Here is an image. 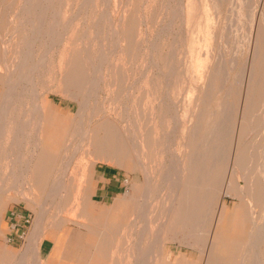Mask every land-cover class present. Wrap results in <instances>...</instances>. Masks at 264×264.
Wrapping results in <instances>:
<instances>
[{"label":"rangeland","instance_id":"rangeland-1","mask_svg":"<svg viewBox=\"0 0 264 264\" xmlns=\"http://www.w3.org/2000/svg\"><path fill=\"white\" fill-rule=\"evenodd\" d=\"M232 1L0 0V128L6 130V137L0 138V264H9L5 257H11V264H83L81 255L93 254L92 249L80 248L73 240H95L86 226L92 223L97 228L104 219L123 228L113 235L108 258L98 264H208L214 232L226 249L231 229L251 233L264 224V0H246V4L242 0L243 6L240 0ZM37 65L39 73L37 69L34 75ZM95 73L101 78L92 86L99 89H90L88 81ZM86 98L89 102L80 105ZM39 110L43 131L53 140L57 156L46 172L48 178L33 182V193L26 195L30 202H24L20 182L14 181L38 142ZM105 122L120 131H138L149 175L125 154L113 153L101 160L87 154V143L79 148V126L94 129ZM219 124L205 146L204 159L198 157L205 148L203 135ZM68 130L74 135H66ZM178 167L194 186L196 175L204 171L209 182L202 184L211 187L192 192L186 231L172 227L159 234L158 225L177 189ZM65 173L68 193L74 194L68 197L75 207L62 210L59 193H49L59 190ZM237 178L243 179L238 181L242 187L247 182L253 189V199L242 200L226 191ZM148 182L152 193L144 203L145 199L134 197L135 188L142 193ZM104 184L112 186L113 193L98 191ZM222 206L224 222L217 225ZM38 220L41 227L36 230ZM248 250L244 249L249 254L245 264L252 262ZM64 256L72 261L62 263Z\"/></svg>","mask_w":264,"mask_h":264},{"label":"bare ground","instance_id":"bare-ground-1","mask_svg":"<svg viewBox=\"0 0 264 264\" xmlns=\"http://www.w3.org/2000/svg\"><path fill=\"white\" fill-rule=\"evenodd\" d=\"M215 1H217V0H215ZM218 1H220V0H218ZM232 1V0H231ZM233 2V1H232ZM240 2H241V4L243 3L242 2V0H240ZM251 2V1H250ZM215 3V2H214ZM220 3V2H219ZM247 2H246V0H245V4H246ZM221 4V3H220ZM240 4V3H239ZM238 4V5H239ZM232 6V5H231ZM241 6V5H240ZM242 6H243V4H242ZM246 6V5H245ZM183 8H184V6H183ZM248 8V7H247ZM251 9V8H250ZM253 9V8H252ZM252 9H251V11H252ZM229 10V9H228ZM234 10V9H233ZM232 10V11H233ZM248 10V9H247ZM254 10V9H253ZM239 11V10H238ZM255 11V10H254ZM234 12H236V11H234ZM249 12H250V10H249ZM231 13V12H230ZM240 13H241V11H240ZM252 13V12H251ZM251 13H249V14H251ZM257 13V12H256ZM236 14V13H235ZM238 15V14H237ZM252 15V14H251ZM248 16V15H247ZM246 16V17H247ZM257 16H258V14H257ZM263 15H261V17H262ZM245 17V18H246ZM249 17V16H248ZM253 17H254V15H253ZM253 17H252V20H253ZM227 19H228V17H227ZM234 19V18H233ZM243 19V18H242ZM248 19V18H247ZM246 19V20H247ZM257 19V18H256ZM263 19H264V17H263ZM232 20V19H231ZM250 20H251V17H250ZM249 19H248V21H250ZM255 21V20H254ZM263 21V20H262ZM235 22V21H234ZM250 23V22H249ZM249 23H248V25H249ZM263 23H264V21H263ZM243 24V23H242ZM245 24V23H244ZM228 25V24H227ZM234 25V24H233ZM247 25V26H248ZM250 25H251V23H250ZM228 26H231V25H228ZM252 26V25H251ZM226 27V26H225ZM237 27H238V25H237ZM244 27V26H243ZM249 27V26H248ZM253 27V26H252ZM230 28L231 27H229V31H230ZM232 28H234V27H232ZM224 29H226V28H224ZM235 29V28H234ZM237 29V28H236ZM246 29V28H245ZM18 30V29H17ZM243 30V29H242ZM66 31V30H65ZM65 31H64V33H65ZM232 32L234 31L233 29L231 30ZM230 31V32H231ZM237 31V30H236ZM235 31V32H236ZM239 31V30H238ZM237 31V32H238ZM15 33H16V31H14ZM67 32V31H66ZM240 32H241V30H240ZM231 34V33H230ZM239 35H240V33H238ZM244 34V33H243ZM15 35V34H14ZM62 35V34H61ZM234 35H236V33H234ZM233 35V36H234ZM239 35H238V37H239ZM246 35V34H245ZM244 35V36H245ZM66 36V35H65ZM230 36V35H229ZM242 36V35H241ZM243 36V37H244ZM117 37V36H116ZM235 37V36H234ZM237 37V36H236ZM222 38V37H221ZM61 39V38H60ZM117 39H118V37H117ZM240 39H243V38H241L240 37ZM240 39H238V41L240 40ZM62 40H63V35H62ZM119 41H120V39H118ZM234 40V39H233ZM58 41H60L59 39H58ZM235 41V40H234ZM242 42V40L240 41V43ZM257 42V41H256ZM233 43V42H232ZM244 43V42H243ZM56 45H57V42L55 43ZM117 44V43H116ZM54 45V44H53ZM225 45V44H224ZM235 45V43L233 44V46ZM116 45H114V47H115ZM226 46V45H225ZM232 46V45H231ZM63 47V46H62ZM243 46H241V44H240V47L239 48H242ZM257 47V46H256ZM4 48V47H3ZM6 48V47H5ZM64 48V47H63ZM117 48V47H116ZM118 48H119V46H118ZM7 49V48H6ZM5 49V50H6ZM53 49V48H52ZM52 49H51V52H52ZM224 49H225V47H224ZM5 50L3 51V52H5ZM62 50V49H61ZM114 50H116L115 48H114ZM222 50V49H221ZM238 50H240V49H238ZM121 51V50H120ZM235 51L238 53V51H237V47H236V49H235ZM242 51H243V48H242ZM7 52V51H6ZM63 52V51H62ZM116 52V51H115ZM256 52H257V50H256ZM120 53V52H119ZM204 53H205V51H204ZM237 53H234L233 55L234 56H232L233 57V59H234V57H235V55L237 54ZM255 53V52H254ZM207 54V53H206ZM123 55V54H122ZM256 55V54H255ZM257 55H258V53H257ZM263 55V54H262ZM54 56V55H53ZM221 56H223V55H221ZM237 56V55H236ZM263 57V56H262ZM52 58V57H51ZM60 58V57H59ZM63 58V57H62ZM111 58V57H110ZM109 58V59H110ZM220 58V57H219ZM223 58V57H222ZM254 58H257L256 56L254 57ZM44 59V58H43ZM46 60H48V59H46ZM88 60V59H87ZM115 60H116V58H115ZM221 60V59H220ZM231 60V59H230ZM229 60V62H234L235 63V60H232V61H230ZM50 61H52V60H50ZM89 61V63H90V59L88 60ZM108 61V60H107ZM43 62V61H42ZM102 62V61H101ZM100 62V65H102V63L103 62H105L104 60H103V62L101 63ZM112 62V61H111ZM261 62V61H260ZM45 63V60H44V62L42 63V66H43V64ZM50 63V62H49ZM221 63V62H220ZM234 63H232V65L234 64ZM46 64V63H45ZM51 64V63H50ZM87 64V63H86ZM105 64V63H104ZM107 64H108V62H107ZM113 64V63H112ZM222 64V63H221ZM260 64V63H259ZM53 65V64H52ZM65 65V64H64ZM99 64H97V66H98ZM99 65V66H100ZM109 65H111V64H109ZM224 65H225V63H224ZM40 67H41V65H40ZM96 67V66H95ZM220 67V66H219ZM224 66H222V69H224L223 68ZM39 68V65H37L34 69H35V71H34V75L36 74L35 72H36V70ZM42 68H44V67H42ZM101 68V67H100ZM117 68V67H116ZM221 68V67H220ZM251 68H252V66H251ZM40 69V68H39ZM39 69H38V73H39ZM48 69H49V67H48ZM102 69V68H101ZM100 69V70H101ZM115 69V68H114ZM225 69H226V67H225ZM53 70V69H52ZM96 70H98V68L96 69ZM108 70V69H107ZM246 69H244V71H245ZM253 70V69H252ZM43 71V70H42ZM50 71V70H49ZM48 71V72H49ZM220 71V70H219ZM218 71V72H219ZM223 72L222 73H226V72H224L225 70H222ZM53 72H54V70H53ZM92 72H93V70H92ZM203 72V71H202ZM218 72H217V74H218ZM253 72V71H252ZM252 72H250L251 74H249L250 76H252ZM111 73V72H110ZM243 74L245 73V72H242ZM241 73V74H242ZM42 74H43V72H42ZM216 74V75H217ZM241 74H240V76H241ZM248 74V73H247ZM37 75H39V74H37ZM92 75V74H91ZM96 73L94 74V76L95 77H90V79H89V81H88V87L91 89L92 87H95V86H92V84H99V81L97 80L99 77L101 78V76H98V78H96ZM226 75H227V73H226ZM41 76H43V75H41ZM239 76V77H240ZM40 77V76H39ZM121 77V76H120ZM241 77H243V76H241ZM240 77V81L242 80V78ZM248 77V76H247ZM41 78V77H40ZM99 78V79H100ZM122 78V77H121ZM237 78V77H236ZM103 79V78H102ZM102 79H101V81H102ZM235 79V78H234ZM122 80V79H121ZM237 80V79H236ZM238 80V81H239ZM251 80V79H250ZM249 80V81H250ZM237 81V82H238ZM32 82L33 83H35V77H33L32 78ZM113 82V81H112ZM209 82V81H208ZM235 82V81H234ZM233 82V83H234ZM101 83H103V82H101ZM124 83V82H123ZM240 83V82H239ZM239 83H238V85H239ZM108 84V83H107ZM237 84V83H236ZM90 85V86H89ZM110 85V84H109ZM241 85H243L242 83L240 84V86ZM98 87V89H99V86H97L96 85V87L95 88H97ZM208 87H209V84H208ZM207 87V88H208ZM88 88V89H89ZM109 88V87H108ZM210 88V87H209ZM97 90V89H96ZM206 90V89H205ZM71 92H72V90H71ZM75 92V91H74ZM76 92H77V90H76ZM85 92H86V90H85ZM119 92H121V91H119ZM148 92V91H147ZM64 93V92H63ZM110 93H111V91H110ZM138 93V92H137ZM60 94V93H59ZM122 94V93H121ZM22 95L23 94H21V92L20 93H16V99H21V97H22ZM69 95H73V94H69ZM74 95H76V93H74ZM73 95V96H74ZM81 96H83V97H86V96H84V95H81ZM208 96V95H207ZM69 97V96H68ZM72 97V96H71ZM75 97H77V95L75 96ZM128 97V96H127ZM80 98V97H79ZM108 98H109V96H108ZM125 98H126V96H125ZM124 97H123V101H124V99H125ZM75 99V98H74ZM75 100H77V99H75ZM74 100V101H75ZM106 101H107V99H105ZM78 102V101H77ZM89 102V98H86L84 101H82L81 103H80V105H86L87 103ZM209 102V101H208ZM129 103V102H128ZM226 103H228V102H226ZM264 103V102H263ZM57 104V103H56ZM150 104V103H149ZM202 104H204V103H202ZM151 106V105H150ZM40 107V106H39ZM123 107H124V105H123ZM35 108H37L38 109V107L35 105ZM34 108V109H35ZM104 108V107H103ZM126 108H128V107H126ZM125 108V111L124 112H126V109ZM224 108V107H223ZM40 109V108H39ZM58 109V108H57ZM36 110V109H35ZM52 110V109H51ZM201 111H202V109H200ZM226 110H227V108H226ZM47 111V110H46ZM220 111V110H219ZM221 111H222V109H221ZM228 111V110H227ZM227 111H224V112H227ZM49 112V111H48ZM199 112V111H198ZM223 112V111H222ZM220 113V115L222 116V114L224 113ZM46 113V112H45ZM65 113V112H64ZM190 113V112H189ZM201 114H202V112H200ZM199 113V114H200ZM229 113H230V110H229ZM228 113V114H229ZM260 113H261V111H260ZM42 114V113H41ZM120 114V113H119ZM126 114V113H125ZM227 114V115H228ZM226 114L224 115V117H226L227 116ZM259 115V114H258ZM137 116V115H136ZM119 117V116H118ZM126 117H128L127 115H126ZM197 117H201L200 115L199 116H197ZM254 117V116H253ZM43 116L41 117V115H40V110H39V117H38V121H37V126H36V134H37V139H38V142H37V144L35 145V148H34V150L32 151V155L33 156H31V158L29 159V160H27V161H25L24 162V164H25V170H24V172L23 173H21V175H19V177H18V179H15V181H14V183L15 182H20V187L22 188L21 190L22 191H20V194L22 195V201H24V202H30V200L29 199H27V197H26V195L27 194H31V193H33V190H34V187H36V185L34 186V184H33V182L35 183V184H37V183H40V182H42V181H44V179L45 178H48V176L46 175V172L51 168V166H52V164H53V162H54V158L57 156V153H55V150H56V148L55 147H53V140L51 139V137H46V135H45V133H44V129L45 128H42V125H43ZM64 119V118H63ZM69 119V118H68ZM224 119H226V118H224ZM128 120H129V117H128ZM127 119H126V121H128ZM222 120V119H221ZM228 120V118L226 119V121ZM250 120H252V119H250ZM130 121V120H129ZM180 121H182V120H180ZM187 121V120H186ZM193 121V120H192ZM159 122V121H158ZM177 122V121H176ZM175 122V123H176ZM223 122V121H222ZM125 123H129V122H125ZM181 123V122H180ZM208 123V122H207ZM219 123V122H218ZM221 123V122H220ZM262 123H263V121H262ZM52 124V123H51ZM142 124V123H141ZM179 124V123H178ZM225 124V123H224ZM251 124H252V122H251ZM125 125V124H124ZM177 124H175V126H176ZM217 125V124H216ZM229 125H230V123H229ZM123 126V125H122ZM125 126H127V125H125ZM133 126V125H132ZM179 127H177V128H180V126H181V124L180 125H178ZM191 126V125H190ZM189 125H188V129H189V127H190ZM223 126H225V125H222V127ZM260 126H262V124L260 125ZM70 127V126H69ZM199 127V126H198ZM198 127H197V129H198ZM227 127V126H226ZM219 128H220V124H219V127L218 126H215L214 128H212L210 131H208L207 133H205L204 135H203V137H202V139H203V143H204V145H203V147H205L206 145L208 146V142L210 143V139H212L213 138V136H212V138H210L211 137V135L213 134V132L216 134L218 131H219ZM260 128V127H259ZM193 129H195L194 127L192 128V131H193ZM222 129V131H223V128H221ZM221 129H220V131H221ZM230 129V128H229ZM229 129H228V131H229ZM261 129V128H260ZM44 130V131H43ZM51 130V129H50ZM74 130V129H73ZM251 130H252V125H251ZM250 130V131H251ZM256 129H254L253 131H255ZM259 129L257 128V130L256 131H258ZM227 131V132H228ZM48 132L49 131H47V134H48ZM188 132V131H187ZM197 132V131H196ZM226 132V134H228V136L230 135L229 133H227ZM252 132V131H251ZM66 133V135H74V131H70V130H68V131H66L65 132ZM220 133V132H219ZM76 134H77V130H76ZM182 134V133H181ZM186 135L188 134V133H185ZM225 134V133H224ZM225 134V135H226ZM252 134H254V133H252ZM192 135H195V134H193V132H192ZM191 135V136H192ZM249 135H250V133H249ZM78 136H79V139H80V142H79V148L82 150L83 149V146H84V144H86L87 143V145H88V151H87V154L88 155H94V156H96V157H100L99 159H101V160H105V158L106 157H109V156H111V155H113V153H121L122 155L123 154H125V157L126 156H128V157H130L131 158V160L134 162V164H136V165H139L140 167H142L141 169H143V171L144 172H146L147 173V168H146V164H145V161H144V149H142V144H140V142H139V140H138V138L137 137H139L138 136V131H135V130H132V131H130V130H127V129H122L121 131L120 130H118L115 126H112V125H110V124H108V123H104V124H102L101 126H99V127H96V128H94V129H91V128H84L83 129V127L81 128L80 126H79V128H78ZM3 137H6V130L4 129V127H2V128H0V138H3ZM195 137V136H194ZM216 137H218V136H216ZM53 138V137H52ZM193 138V137H192ZM223 138H224V135H223ZM249 138V137H248ZM142 140V139H141ZM220 140V139H219ZM218 140V141H219ZM235 140V139H234ZM159 141V140H158ZM213 140H211V142H212ZM223 143V142H222ZM228 143V142H227ZM244 143H245V141H244ZM159 144V143H158ZM183 144V143H182ZM200 145H201V142L199 143ZM229 144V143H228ZM228 144H227V146H228ZM171 146H172V144H170ZM170 145H168V147L170 146ZM183 145H185V144H183ZM200 145H198V147L200 146ZM222 145V144H221ZM220 145V146H221ZM234 145V144H233ZM242 145H243V143H242ZM241 145V146H242ZM159 146H160V144H159ZM206 146V147H207ZM218 146H219V143H218ZM227 146L225 147V144H224V147L227 149ZM263 146H264V144H263ZM168 147H167V149H168ZM197 147V146H196ZM206 147L204 148V150H203V152L201 153V152H199V154H198V157H201L202 156V158L205 156V154H206ZM201 148H202V146H201ZM215 147H213L212 148V150L214 149ZM222 148H223V146H222ZM224 148V149H225ZM158 149V148H157ZM195 149H197V148H195ZM206 149V150H205ZM220 149V148H219ZM170 150V149H169ZM264 150V149H263ZM221 150H219L218 152H220ZM239 151V150H238ZM217 152V154H219ZM225 153H226V151H224ZM164 153V152H163ZM195 153V152H194ZM222 155H223V153L222 152H220ZM264 153V152H263ZM172 154H174V153H172ZM185 154V153H184ZM215 155V156H218L219 157V155ZM164 155H166L165 153H164ZM195 155V156H194ZM194 155H192V157L194 156V157H196L197 156V153L196 154H194ZM261 155H262V152H261ZM173 156H177L176 154H174ZM172 156V157H173ZM214 156V155H213ZM166 157V156H165ZM196 158L198 161H199V158ZM263 157V160H264V156H262ZM174 158H176V157H174ZM179 158V157H178ZM177 158V159H178ZM183 158H184V156H183ZM216 158V157H215ZM214 158V159H215ZM171 159H173V158H171ZM196 159H194L195 161H197ZM204 159V158H203ZM213 159V160H214ZM220 159V158H219ZM7 160V159H6ZM189 160H191V159H189ZM193 160V159H192ZM217 159H215L214 160V162L216 161ZM225 160V159H224ZM262 160V161H263ZM172 161V160H171ZM173 161H175V162H177V160L176 159H173ZM180 161V160H179ZM183 160H181L180 161V165H181V162H182ZM197 161V162H198ZM156 162V161H155ZM218 162H220V161H218ZM183 163V162H182ZM194 163V162H193ZM202 163H204V162H202ZM233 163V162H232ZM262 163V162H261ZM5 164V163H4ZM172 164V163H171ZM176 164V163H175ZM205 164V163H204ZM204 164H202V165H204ZM157 165V164H156ZM176 165H178V164H176ZM179 165V166H180ZM191 165V164H190ZM163 166V165H162ZM232 166H233V164H232ZM175 168H176V166H174ZM181 167V166H180ZM189 167H191V166H189ZM213 167V166H212ZM236 167V166H235ZM261 167H263V166H261ZM234 168V167H233ZM259 168V167H258ZM257 168V169H258ZM202 170H205V169H202ZM235 170H237L236 168H235ZM263 169H261V170H258V173H259V171H262ZM142 171V172H143ZM159 171V170H158ZM200 171V170H199ZM247 171H248V169H247ZM143 172V173H144ZM186 171L185 170H181V168H179L178 167V171H177V173H176V178H177V189H176V191H175V193L172 195V197H173V200H172V204L168 207V209H165V211L166 210H168V211H166V215H165V219H164V221L162 222V223H160V225H158V227H159V234L161 233V232H163V230L164 229H170V228H172V227H174L175 229H177V230H180L179 232H183V231H186L188 228H189V226H190V217H189V213H190V206H191V197H192V192H194V193H199L200 191H202V190H204L205 189V191H207L211 186H210V184L208 183V184H202L203 183V180H207L208 182H209V178H208V176L204 173V171H201V172H199L197 175H196V177H197V185L196 186H194L193 184H191V183H188L187 181H185V176H184V173H185ZM236 172V171H235ZM239 172V171H238ZM237 172V173H238ZM236 173V174H237ZM262 173V172H261ZM260 173V175H262ZM264 173V172H263ZM148 174V173H147ZM146 174V175H147ZM186 174V173H185ZM230 174V173H229ZM149 175V174H148ZM147 175V178H148V181H149V179H150V177L151 176H148ZM241 175H239V177H240ZM264 176V175H263ZM174 177H172V179H173ZM252 178V177H251ZM68 179H69V174L68 173H65L64 175H63V177L61 178V181L59 182V185H58V188H59V190H54V191H52V192H50L49 193V195H51V194H54L53 192H55V193H59V195L57 196L58 198H59V204H60V206H61V208L60 209H62V210H66V209H68V207L70 208L71 206H73L72 207V209L75 207V202H74V199H73V201H72V199H70L69 197L70 196H72V195H74L72 192H71V195H70V192L68 193V183H67V181H68ZM238 180H235V179H233L231 182H230V184L228 183V187H227V189H226V191L228 192V193H235L236 195H238V196H240L241 197V199L242 200H245L246 198H249L250 200L251 199H253L252 198V196H253V189L251 190V187L250 186H248V183L246 182V185H245V187H242L241 186V183H239L238 181H239V179L241 180L240 182H242V180L243 179H241V178H237ZM263 179V178H262ZM1 180H4L3 178L1 179ZM220 180V179H219ZM150 181H151V179H150ZM246 181V180H245ZM150 182H148V185H147V189L145 190H142V193H141V191H138V189L139 188H135V191H136V194L134 195V197H136V198H142V199H145L144 201V203H147V199H150L151 198V187H150V184H149ZM194 183V182H193ZM19 184V183H18ZM243 184V183H242ZM263 184H264V181H263ZM175 186V185H174ZM24 188V189H23ZM218 189V188H217ZM225 190V189H224ZM144 191H146V193H144ZM220 191H218L217 193H219ZM80 193V191L78 192V194ZM147 194V195H146ZM224 194V193H223ZM69 196V197H68ZM85 197H87L88 198V196L85 194L84 195ZM226 197V196H225ZM216 199V198H215ZM218 199V198H217ZM216 199V201H218ZM151 202H149V204H150ZM148 204V205H149ZM214 204L216 205V203H215V201L213 200V202H212V205H213V207H214ZM148 205H145L143 208H142V211L144 212V215H145V213H147V215L149 214V211L147 212V208H148ZM151 205V204H150ZM251 206V205H250ZM151 207V206H150ZM163 209H164V207H163ZM162 209V210H163ZM264 209V208H263ZM141 210V209H140ZM139 210V211H140ZM159 210V209H158ZM222 210V211H221ZM220 210V215H219V220H218V224L217 225H219V224H222L223 222H224V218H222V215L223 214H225L226 213V208H225V206H222V209ZM164 211V212H165ZM142 212V213H143ZM170 212H172V214L170 215V217H169V215H168V213H170ZM250 212H251V209H250ZM141 213V212H140ZM140 214L141 216L143 215V214ZM160 214V213H159ZM210 214V213H209ZM251 214V213H250ZM252 215V214H251ZM159 216H161V215H159ZM146 219H147V216L145 215L144 216ZM207 217V216H206ZM116 218V217H115ZM160 218V217H159ZM114 219V218H113ZM251 219H252V217H251ZM146 221H148V220H146ZM161 221V220H160ZM254 221V220H253ZM147 223L148 222H146L145 224H146V228H147ZM203 224V223H202ZM256 224H254L253 223V227L255 226ZM41 227V225H40V221L38 220V223H37V225H36V230H38L39 228ZM87 227V229L89 230V232L91 233V234H93L94 236H95V240L93 239V241H91V240H81V239H75V240H73L74 241V244L76 245V246H79L80 248H83V247H89L88 249H92V253L93 254H90V252L89 253H86V254H84V255H81V257H80V259H81V262L83 263V264H98V262L99 261H104L105 259H107L108 258V254L107 253H109V252H111L110 250H111V246L114 244V242H115V239H114V237H113V235L114 234H116V232L119 230V229H121V227L123 228V226L121 225V224H116V223H108V222H106L105 221V219H104V222L103 223H100L99 225H98V227L97 228H95L93 225H92V223L90 224V225H87L86 226ZM144 228H145V226H143ZM136 228V227H135ZM143 228V229H144ZM232 228V227H231ZM246 228V227H245ZM193 229H196V228H194L193 227ZM193 229H192V232H193ZM200 229H202L201 227H200ZM199 229H197L196 231H198ZM203 230V229H202ZM200 231V230H199ZM245 231V230H244ZM143 233H144V231H143ZM187 233V232H186ZM140 234H142V232L140 233ZM140 234H139V236H140ZM202 234V233H201ZM200 234V235H201ZM143 235V234H142ZM144 235H145V233H144ZM215 232H214V234H213V238H212V242H211V245H210V248H211V251H210V253H209V255H208V260H207V262H208V264H245L246 263V261L248 262V260H246V258L249 256V254H248V256L246 255V253H245V251H244V249L245 248H247V247H249L250 248V250H248L247 252H250V256L252 257V262H251V264H262V259L264 260V249L262 250V244L264 243V224L262 225V226H260V227H258L257 228V230L255 231V232H251V233H241V232H236V230H234V229H231L230 230V235H229V243H228V246H227V248L226 249H222V247L220 246V243L219 242H217L216 241V239H215ZM115 236V235H114ZM141 238V237H140ZM139 238V239H140ZM184 238V237H183ZM141 240V239H140ZM139 240V241H140ZM184 240L182 239V242H183ZM186 241V240H185ZM138 243H140V242H138ZM135 244H137V243H135ZM134 244V245H135ZM85 245V246H84ZM140 245V244H139ZM83 251H86V252H88V250H83ZM91 251V250H90ZM4 257V256H3ZM2 258H1V255H0V260H1ZM5 260H8V261H6L7 263H9V264H11V257H5L4 258ZM71 259L69 258V257H67V256H64L63 257V260H62V263H64V262H66V261H70ZM72 261V260H71ZM264 263V262H263Z\"/></svg>","mask_w":264,"mask_h":264},{"label":"crops","instance_id":"crops-1","mask_svg":"<svg viewBox=\"0 0 264 264\" xmlns=\"http://www.w3.org/2000/svg\"><path fill=\"white\" fill-rule=\"evenodd\" d=\"M102 178L105 180V178H104V174L102 175ZM112 185H114V183H112ZM97 189H98V188H97ZM109 190H110L111 193H113V188H112V186H109V184H104L103 186H101V187L98 189V191H101V193L111 194V193L109 192ZM40 252H41L42 254L44 253V250H43L42 247H40ZM41 253H40V254H41Z\"/></svg>","mask_w":264,"mask_h":264},{"label":"built area","instance_id":"built-area-1","mask_svg":"<svg viewBox=\"0 0 264 264\" xmlns=\"http://www.w3.org/2000/svg\"><path fill=\"white\" fill-rule=\"evenodd\" d=\"M26 222H29L28 220H26ZM15 227V226H14Z\"/></svg>","mask_w":264,"mask_h":264}]
</instances>
